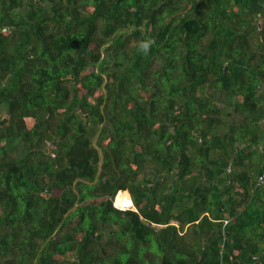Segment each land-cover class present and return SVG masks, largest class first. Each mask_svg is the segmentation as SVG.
Returning <instances> with one entry per match:
<instances>
[{
	"label": "trees",
	"instance_id": "obj_1",
	"mask_svg": "<svg viewBox=\"0 0 264 264\" xmlns=\"http://www.w3.org/2000/svg\"><path fill=\"white\" fill-rule=\"evenodd\" d=\"M2 110L0 264H264V0H0Z\"/></svg>",
	"mask_w": 264,
	"mask_h": 264
},
{
	"label": "bare ground",
	"instance_id": "obj_2",
	"mask_svg": "<svg viewBox=\"0 0 264 264\" xmlns=\"http://www.w3.org/2000/svg\"><path fill=\"white\" fill-rule=\"evenodd\" d=\"M118 206H125L127 203H133L130 193H122L116 200Z\"/></svg>",
	"mask_w": 264,
	"mask_h": 264
},
{
	"label": "rangeland",
	"instance_id": "obj_3",
	"mask_svg": "<svg viewBox=\"0 0 264 264\" xmlns=\"http://www.w3.org/2000/svg\"><path fill=\"white\" fill-rule=\"evenodd\" d=\"M137 45V40L135 39V38H131V39H128L127 40V46H126V48L128 49V50H131L133 47H135ZM0 118L1 119H6V118H8V115H7V113L4 111V110H2L1 111V113H0Z\"/></svg>",
	"mask_w": 264,
	"mask_h": 264
},
{
	"label": "clouds",
	"instance_id": "obj_4",
	"mask_svg": "<svg viewBox=\"0 0 264 264\" xmlns=\"http://www.w3.org/2000/svg\"><path fill=\"white\" fill-rule=\"evenodd\" d=\"M154 43V41L152 40H145V41H141L139 44V48L142 50V52L144 54H147L150 49H151V45ZM129 192V191H128ZM131 196V195H130ZM132 198V197H131ZM134 206V204H133ZM134 208V207H133Z\"/></svg>",
	"mask_w": 264,
	"mask_h": 264
},
{
	"label": "built area",
	"instance_id": "obj_5",
	"mask_svg": "<svg viewBox=\"0 0 264 264\" xmlns=\"http://www.w3.org/2000/svg\"><path fill=\"white\" fill-rule=\"evenodd\" d=\"M264 177H261V180L263 179ZM122 208H126V209H129V208H133V203L129 204L127 203L125 206H121Z\"/></svg>",
	"mask_w": 264,
	"mask_h": 264
}]
</instances>
